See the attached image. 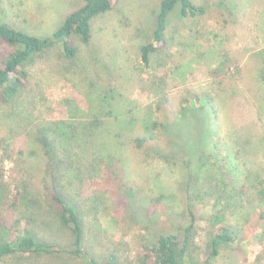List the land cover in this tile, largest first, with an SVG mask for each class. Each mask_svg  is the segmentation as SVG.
I'll return each instance as SVG.
<instances>
[{
  "label": "rangeland",
  "instance_id": "1",
  "mask_svg": "<svg viewBox=\"0 0 264 264\" xmlns=\"http://www.w3.org/2000/svg\"><path fill=\"white\" fill-rule=\"evenodd\" d=\"M159 1L119 0L111 10L93 17L90 21L91 39L86 45L74 41L77 51L71 61L64 59L56 48L37 57L27 69L32 87L21 96L24 102L20 100L21 108L17 106L25 110L21 119L11 122L0 115V135L11 133L18 142L23 141V134H20V129L12 131L11 127L17 123H26L28 114L31 115L28 116L29 120L35 123H70L69 119H61L57 112V102L61 99L64 100L68 118L74 110L69 108L66 101L76 98L79 101L78 110L74 113L78 117L98 114L102 118L108 117L112 120L116 117L119 120H136L130 124L121 121L122 124L119 122L118 125L123 131L122 149L130 161L131 179L137 185L133 199L123 200V203L119 204L120 198L109 193L108 185L99 180L96 174L92 173L94 171L86 168L76 169L72 162L67 176L58 182L60 191L85 217L87 227L82 250L88 251L97 259H101L105 253L114 252L119 256L120 264H135L140 250L138 245L144 242L142 238L151 240L161 229L169 230L171 226L175 228L183 223L182 216L173 223L168 218L170 210L159 217L155 214L158 208L162 212L156 205L160 187L166 195L175 196L176 208L186 214V207L191 203L189 199H193L196 194L201 196L208 178L217 176L219 159L223 153L228 151L231 154V163L237 162L238 157L228 150L230 146L240 151L239 157L251 171L252 176L249 177L248 183H257L255 179L260 158L255 150L250 151V146L254 144L255 138L258 139L259 129L255 125L256 122L252 121L255 116L251 115V111L261 104L260 107L264 110V103L258 98L248 101V94L245 96L246 90L240 84L242 80L228 79L227 84L238 85L239 91L236 93L240 92L242 99L248 98L246 101L250 108L248 107V111L242 115L245 121H248L247 128L240 125L230 127L231 125L226 124L221 128L219 114V119L215 120L212 128L215 134L213 141L216 142L205 145L203 149L209 154L207 163L200 161L199 154L187 156L177 146L173 151L178 153V157L166 149L162 154L165 160L168 158V162L157 160L154 158L153 142L148 141L139 148L135 146L133 139L142 136L141 124H147L146 121L150 119L148 113L152 114L153 120L160 122L165 118L164 113L168 114L170 127L166 137L158 131V137L160 141L164 140L165 148L179 143L177 140L186 141L188 144L196 136V132L198 135L203 133L202 123L198 119L189 118L191 114L187 117L188 125L180 122L175 124L177 120L171 113V105L164 106L160 102L158 106V101L164 94H169L167 97L176 100L181 91L185 94L186 91L218 89L208 70L215 67L219 60L232 59L240 66L245 63L255 66L258 62L256 55L259 54V49L264 47V0H190L206 9V15L197 20L178 18L176 9H173L166 19L168 42L159 54H153L150 65L144 67L140 60L139 47L150 37ZM81 5V0H0V22L13 24L44 38L50 35L70 12ZM227 9L232 15L227 14ZM225 69L228 76H232V67ZM252 70L253 68L250 69ZM246 72L249 73H242L245 79ZM157 75L162 77V82L157 81ZM231 88L233 89H229L228 94L233 95L235 87ZM261 93L264 96V89ZM87 103H90V108ZM260 107L256 114L258 111L262 112ZM262 116L264 117V114ZM122 126L127 127L125 132ZM101 133L100 136H105V133ZM74 152L76 151L73 150L72 153ZM71 157L73 159V156ZM263 162L260 164L263 165ZM12 168L11 160L2 157L1 161L0 156V176L2 174L7 180L9 177H17V172L12 171ZM34 174L35 171H32V175ZM38 181L39 175L29 184V189L36 194L32 197L33 202L42 205V201H39ZM244 183L242 177L234 179L235 188L242 187ZM244 201L250 213L245 211L251 214L250 216L235 220V214L228 216L227 213L225 219L220 222L237 226V248L221 250L219 257L211 264H264V237L259 241L253 237L258 231V225L264 228V220L261 223L259 221L264 202L258 205V201L252 197ZM197 215L199 218H207L210 213L200 216L199 212ZM217 215L215 214L214 218ZM220 224L214 227L218 228ZM46 228H50L52 232L47 233L39 229V240L54 245L59 253L39 258L13 257L9 263L0 264H87L81 257L67 254L73 249L68 230L54 226L51 221ZM208 230L209 225L205 222L197 229L195 241L199 247V260L203 259L202 252L206 249Z\"/></svg>",
  "mask_w": 264,
  "mask_h": 264
},
{
  "label": "trees",
  "instance_id": "2",
  "mask_svg": "<svg viewBox=\"0 0 264 264\" xmlns=\"http://www.w3.org/2000/svg\"><path fill=\"white\" fill-rule=\"evenodd\" d=\"M81 2L82 5L79 8L70 12L63 22L44 38L35 36L32 32L20 29L13 24L0 22V115L5 116L7 120L11 122L20 120L25 111L20 109V100L24 103L21 96L32 87L27 69L36 58L56 48L64 59L73 60L77 51L74 41L88 44L91 39V19L111 10L119 0H81ZM173 9H176L178 18L182 19L197 20L206 15L204 7L193 4L190 0H160L150 37L139 47L140 60L144 67L150 65L153 54H159L166 46L168 42L166 19ZM227 11V14L230 13L229 16L232 15L230 10L227 9ZM263 46L264 43H262ZM256 56L258 62L255 66L250 63L240 66L232 59L217 61L216 66L208 70L209 76L214 78V84L218 87L214 91H186L185 94L181 91L176 100L167 97L170 96L169 94L161 96L158 106L160 102L164 106L171 105V113L177 120L175 124L180 122L188 125L187 117L191 114L189 118L198 119L202 123L203 133L198 135L195 131L196 136L188 144L186 141L177 140L179 143H173L165 148L164 140L160 141L158 137V131L166 137L170 127L168 114L163 112L165 118L160 122L153 120L152 114L148 113L147 116L150 119L146 121L147 124H141L142 136L133 139L135 146L141 148L146 142H153L154 158L166 162L168 158L166 157L165 160L163 151L167 149L178 157V153L173 151L177 146L186 155L199 154L200 161L207 163L209 154L203 149L205 145L216 142L213 141L215 134L212 130L215 120H218L221 115L219 127L222 128V125L226 124V126L231 125L230 127L240 125L247 128L248 121L243 118L249 107L246 100L249 98L248 101H254L253 98H258L264 103V96L261 95L264 89V47L259 49V54ZM225 67H232V76H228ZM251 68L253 72L250 71ZM243 71H249V73L246 72L247 79L243 77ZM156 78L158 82H162V77L157 75ZM232 78L237 81L242 80L240 84L246 90L245 96L246 93L248 94L247 99H242L240 92L236 93L239 91L238 85L227 84L228 79L233 81ZM231 87H235L233 95L228 94V90L233 89ZM70 99L72 101H66V103L75 112L78 110L79 101L76 98ZM57 106H59L57 112L61 119L65 118L66 121L69 119L70 123L62 121H55L53 124L35 123L29 120L28 116L31 115L28 114L26 123H17L11 127L12 131L21 130L23 141L18 142L11 133L6 136L0 135L1 161L2 157L10 159L13 163L12 171H16L18 175L9 177L8 180L4 179L2 174L0 176V263H9L8 261L13 260V257L39 258L59 253L60 251L54 245L47 244L38 238L39 229L47 233L52 232L50 228H46L51 221L54 226H61L63 230L66 229L70 233L73 249L67 254L81 257L87 264H120L119 256L114 252L105 253L101 259H97L88 251L82 250L87 227L85 217L60 191L58 182L67 176L72 162L76 169L86 168L94 171L92 173L108 185L109 193L116 194L120 198L119 204H122L123 200L133 199L136 196L135 186L137 185L131 179L130 161L122 149L123 131L118 125L122 124L121 121L130 124L136 120H119L117 117L112 120L108 117L102 118L98 114L78 117L74 112L68 118L63 99L57 102ZM87 106L90 108V103H87ZM256 110L253 109L251 115L255 116L252 121L256 122L259 134L254 144H251L250 151L257 152L260 164L264 161V117L262 116L264 110L260 107L262 112L258 111L257 114ZM123 128L125 132L127 127ZM101 132L105 133V136H100ZM73 150L76 152L72 153ZM147 150L146 148L145 151ZM228 150L231 153L234 152L236 158L238 157L237 162L231 163L232 160L229 159L231 154L228 151L223 153L219 159L217 176L208 178L201 196L196 194L193 199H189L191 203L186 207V214L176 208L174 195H166L161 187L158 189L156 205L162 212L158 208L155 214L159 217L170 210L168 218L174 223L182 216L183 223L175 228L171 226L169 230L161 229L151 240L142 238L144 242L138 245L140 250L135 264H211L219 257L221 250L237 248L235 245L237 226L220 224V222L225 219L227 213L228 216L235 214V220L250 216V211L244 205V199L255 198L258 205L264 202V164H258L260 168L258 167V175L255 179L257 183L250 184L248 180L252 176L251 171L239 157L240 151L232 149L231 146ZM32 171L36 174L32 175ZM37 175H39L37 184L40 187L39 201H42V205H36L33 202L32 197L36 194L29 189V184ZM240 177L245 180V183L242 187L235 188L234 179ZM199 212L200 216L206 213L210 215L207 218H199L197 215ZM215 214L220 216L217 215L214 218ZM43 217L44 220L41 219ZM210 219H212L211 222ZM263 220L264 210L259 216L260 223ZM203 222L209 225V230L206 231L208 239L206 249L202 252L203 259L199 260L197 252L199 247L195 236ZM218 223L220 226L215 228L214 225ZM253 237L257 241L264 237L262 225L260 227L258 225V231Z\"/></svg>",
  "mask_w": 264,
  "mask_h": 264
}]
</instances>
